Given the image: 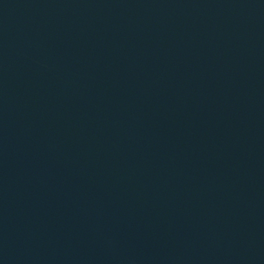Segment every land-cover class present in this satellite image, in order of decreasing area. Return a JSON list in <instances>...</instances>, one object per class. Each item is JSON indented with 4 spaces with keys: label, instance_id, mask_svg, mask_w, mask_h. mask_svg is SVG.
Returning <instances> with one entry per match:
<instances>
[{
    "label": "water",
    "instance_id": "1",
    "mask_svg": "<svg viewBox=\"0 0 264 264\" xmlns=\"http://www.w3.org/2000/svg\"><path fill=\"white\" fill-rule=\"evenodd\" d=\"M0 264H264V0H0Z\"/></svg>",
    "mask_w": 264,
    "mask_h": 264
}]
</instances>
